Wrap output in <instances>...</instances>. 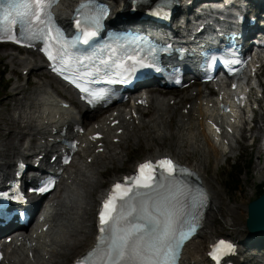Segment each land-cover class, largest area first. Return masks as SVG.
<instances>
[{"label": "bare ground", "instance_id": "1", "mask_svg": "<svg viewBox=\"0 0 264 264\" xmlns=\"http://www.w3.org/2000/svg\"><path fill=\"white\" fill-rule=\"evenodd\" d=\"M75 1L63 0L59 6L58 13L63 22L67 20L68 7ZM183 1H187L188 5ZM261 1L263 2L257 5L248 3L245 6V13L253 14L264 22V0ZM108 2L113 8L111 23L126 21L127 17L120 10L127 11L126 8H122L127 4V0H108ZM197 4L202 8L206 6L212 8L215 3L213 0H181L180 9L172 19H176L181 13L186 14ZM3 58H8L9 64L17 73L21 72L29 76L33 70H37L45 76L46 67L41 59L33 54L10 51L8 55L0 53V59ZM256 64L258 65L255 70L256 75L253 76L250 84L254 85L256 78L261 77L263 94L260 89L255 91L254 97L260 100L253 101L252 107L262 103L261 99L264 97V55ZM34 83L37 85L30 88L28 84L22 86L17 80L13 84L12 92L7 95L8 98H13L12 113L9 117L12 125L7 124L0 128L2 129L0 178L8 177L12 173L16 166V158L43 161L55 155L59 150L56 130L61 125L72 124L77 120L75 109H79L84 113L85 118L90 120L86 124L89 131L87 135L81 136L82 149L75 155L72 164L65 169L63 182L59 188L52 193L45 219L38 228L28 233L31 248L26 247L27 242L15 246L7 251V257L0 264H71L77 256L84 254L95 241V236L91 239L90 235L96 220L91 219L89 213L95 202L96 192L99 191L100 195L106 192L101 189L105 184L101 179L111 164L124 163L129 156L131 141L136 144L144 142L146 146H151L154 141L164 146L166 144L174 148V158L178 160L188 151L199 156V160L191 167L208 188L212 201L204 228L186 244L183 264H211L207 258V250L210 242L220 236L234 243L235 252L238 254L234 256V264H264V232L250 234L246 223L240 219V216L248 217V204L230 203V197L226 200L222 199L221 188L215 186L206 174L211 160L216 164L213 167L220 170L221 160L235 155L244 134H252L248 139V143L251 144L253 137L256 138L261 132L260 126L257 128V115L252 129L244 125V117L251 115L249 110L242 112L238 108H233L232 114L220 112L216 101L229 94L227 87L221 86L216 97L211 92H207L202 85L178 93L159 90L163 92L161 94L149 90L147 107L141 105L136 107L134 104L121 108L113 107L106 109L101 115V110L90 111L78 104L70 88L62 86L61 91H57L54 89L55 82L46 78L36 77ZM141 92L137 91L134 94L137 97ZM65 95L70 98L66 99ZM60 98L72 102L75 106L66 107ZM213 125H216L221 133H218ZM247 125L249 127L251 123ZM97 132L104 133V138L98 141L102 142L100 146L98 142L88 140V136ZM101 148L104 149L102 152H100ZM262 149L264 151V143ZM166 152L157 146L151 155L137 161L132 171L126 175L132 174L137 165L143 161L167 156ZM258 168V177H264V162H260ZM122 176L115 173L109 177V186ZM47 224L49 227L44 231L43 227ZM219 227H225L224 230L228 234H219ZM202 237L207 240L206 244ZM256 248L259 252L253 250Z\"/></svg>", "mask_w": 264, "mask_h": 264}, {"label": "snow or ice", "instance_id": "2", "mask_svg": "<svg viewBox=\"0 0 264 264\" xmlns=\"http://www.w3.org/2000/svg\"><path fill=\"white\" fill-rule=\"evenodd\" d=\"M8 2L11 3L12 0ZM57 2L58 0H20L23 11L17 12L16 15L24 25L22 34L25 38L43 36L55 44V54L49 53V59L57 61L61 67H54L53 70L61 72L68 68L70 71L69 61L65 57L72 56L70 50L76 48L78 44L91 46L90 42L96 36V32L86 30L77 18L75 25L80 35L72 40H65L60 29L53 26V18L49 11ZM85 7L86 5L82 4L80 9ZM80 9L77 11L79 12ZM100 12L103 14L104 10L101 9ZM11 14L8 13V15ZM5 19L7 16L0 15V25ZM91 24L99 28V18L91 17ZM34 28L38 30L34 31ZM0 31H3V27H0ZM9 38L14 39L11 34ZM75 62L82 63L79 57L75 58ZM96 71L99 72L100 69L97 68ZM76 75L79 76V73ZM81 90L86 91V89ZM158 166H167L169 174L174 167L170 160L159 161ZM153 167L156 166L147 162L139 165L138 171L143 172ZM125 180L132 181L133 186L115 184L113 192L109 194L101 209L100 231L107 233V236L98 238L99 244L103 245L96 249L99 264H172L176 258V249L180 247L182 239L186 238L185 234L178 229L181 223L180 209L182 207L180 196L183 194L178 196L157 193L156 196H152L150 193L138 191L140 188H152L151 175L144 179L140 176L126 177ZM116 189H122L118 198ZM44 190L41 189V191ZM117 199L120 201L119 205H117ZM127 217L132 219L127 220ZM126 220L128 226H122L121 222ZM220 246H223L225 250L231 248L224 241H220Z\"/></svg>", "mask_w": 264, "mask_h": 264}, {"label": "rangeland", "instance_id": "3", "mask_svg": "<svg viewBox=\"0 0 264 264\" xmlns=\"http://www.w3.org/2000/svg\"><path fill=\"white\" fill-rule=\"evenodd\" d=\"M10 51L20 52L17 49L3 48L0 47V53L9 54ZM25 53V52H21ZM45 76L41 75L37 70H33L30 75H26L25 73H17L12 69V66L8 62V58L0 59V128L4 125H12L9 120L10 114L12 113V105L13 98H8V94L11 93V89L13 84L19 80L22 86H26L27 84L31 87L36 86L34 83V78L38 77L40 79L46 78L55 82L54 89L57 91H61L62 85H59L58 82L52 78L47 77L48 72L45 70ZM21 75V76H20ZM28 76V79H27ZM263 80V78H262ZM70 98V96H68ZM258 117V126H260V134L257 135L256 139H258L255 145L248 143L249 137H252V134H244L242 142H240V148L236 150L235 155L229 156L228 158H223L220 162L219 169H215L213 166L216 165L213 160H211L210 168L206 169V174L209 179H211L215 186L221 188L220 196L222 199L226 200L230 197V203H245L246 205L250 203V201L254 200L258 196V184L264 181V177L259 178V168L258 165L260 162H264V151L262 149V144L264 143V98L261 103L260 111L257 114ZM9 120V121H8ZM8 121V122H7ZM256 128V129H257ZM146 130V129H145ZM2 129L0 130V134ZM255 133V130L253 131ZM258 134V133H257ZM144 140V139H142ZM170 140V139H168ZM141 142L136 144L134 142L129 143V156L124 161L123 164L114 163L111 164L103 175L102 183L104 184L101 189H106L110 185L109 177L113 176L115 173L119 175H124L132 171L134 164L146 157L147 155H151V153L158 147L161 148L162 151H167L166 154H170L173 157L174 151L173 147H169L165 144H160L158 141H154L150 146H146ZM140 145V146H139ZM162 145L164 147H162ZM153 146V147H152ZM152 147V148H151ZM16 150V149H14ZM180 161L189 164L190 166L194 164L197 160H199L198 154H192L190 151L183 154V157H180ZM251 168H250V165ZM261 165V164H260ZM236 170H242V175H237ZM121 177V176H120ZM239 183V187L235 190L233 187L236 183ZM100 190V189H98ZM100 192L97 191L95 195V202L91 206V212L89 213L90 218L94 219L96 215V207L99 200ZM229 202V201H228ZM230 203H228L230 205ZM247 205V206H248ZM242 217V218H241ZM240 219L244 220L246 223L247 217L240 216ZM224 229L225 227H219V234H228ZM250 233V232H249ZM253 234V233H250ZM94 233L90 235V238L93 239ZM204 244L207 243V240L202 237ZM255 252H259V249H253Z\"/></svg>", "mask_w": 264, "mask_h": 264}, {"label": "water", "instance_id": "4", "mask_svg": "<svg viewBox=\"0 0 264 264\" xmlns=\"http://www.w3.org/2000/svg\"><path fill=\"white\" fill-rule=\"evenodd\" d=\"M246 226L249 232H264V193L248 205Z\"/></svg>", "mask_w": 264, "mask_h": 264}, {"label": "trees", "instance_id": "5", "mask_svg": "<svg viewBox=\"0 0 264 264\" xmlns=\"http://www.w3.org/2000/svg\"><path fill=\"white\" fill-rule=\"evenodd\" d=\"M250 165V164H249ZM251 168V165H250ZM237 175H242L243 171L242 170H236ZM239 187V183L237 182L236 185L233 187L235 190H237ZM264 193V182L258 184V196Z\"/></svg>", "mask_w": 264, "mask_h": 264}]
</instances>
